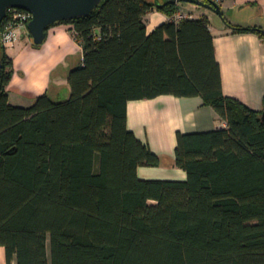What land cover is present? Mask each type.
I'll return each mask as SVG.
<instances>
[{
	"label": "trees",
	"instance_id": "1",
	"mask_svg": "<svg viewBox=\"0 0 264 264\" xmlns=\"http://www.w3.org/2000/svg\"><path fill=\"white\" fill-rule=\"evenodd\" d=\"M177 9L168 0H102L87 17L55 23L70 25L83 50L64 102L41 95L10 105L13 62L2 48L7 264H264V97L254 111L223 94L206 17L147 34L149 12ZM221 18L264 40L262 28ZM162 95L200 97L226 125L177 134L183 182L137 176L160 159L127 129L126 106Z\"/></svg>",
	"mask_w": 264,
	"mask_h": 264
},
{
	"label": "crops",
	"instance_id": "2",
	"mask_svg": "<svg viewBox=\"0 0 264 264\" xmlns=\"http://www.w3.org/2000/svg\"><path fill=\"white\" fill-rule=\"evenodd\" d=\"M219 7L231 25L264 30V0H223ZM203 9L192 18L206 17L209 21L223 94L260 111L264 97V40L254 33L234 32L219 15ZM165 22L167 15L152 10L144 17L147 34ZM7 55L13 62V72L6 93L9 104L17 107H29L41 95H69L68 74L83 62L82 47L67 24L51 26L39 47L33 46L30 37H22L8 47ZM126 113L127 129L160 159L158 167L137 169L140 180L185 181V171L174 164L177 134L208 132L225 124L211 107L203 105L200 97L162 95L129 101ZM0 264H7L2 247Z\"/></svg>",
	"mask_w": 264,
	"mask_h": 264
},
{
	"label": "water",
	"instance_id": "3",
	"mask_svg": "<svg viewBox=\"0 0 264 264\" xmlns=\"http://www.w3.org/2000/svg\"><path fill=\"white\" fill-rule=\"evenodd\" d=\"M102 0H0V24L9 8H20L32 13L29 32L32 43L41 45L46 37V30L51 25L65 20H74L89 16ZM171 3H190L209 9L222 17L219 5L198 0H168ZM158 5V4H157ZM2 70V47L0 44V77ZM264 120V108L262 113Z\"/></svg>",
	"mask_w": 264,
	"mask_h": 264
},
{
	"label": "built area",
	"instance_id": "4",
	"mask_svg": "<svg viewBox=\"0 0 264 264\" xmlns=\"http://www.w3.org/2000/svg\"><path fill=\"white\" fill-rule=\"evenodd\" d=\"M202 2H212L217 5L221 4L223 0H198ZM179 4V3H178ZM177 4V11L167 16V22L179 24L184 19L192 18L189 13H183L180 6ZM32 20V13L25 9L9 8L6 16L0 24V44L2 48H8L14 42L22 37H29V23ZM226 125L224 124V127Z\"/></svg>",
	"mask_w": 264,
	"mask_h": 264
},
{
	"label": "rangeland",
	"instance_id": "5",
	"mask_svg": "<svg viewBox=\"0 0 264 264\" xmlns=\"http://www.w3.org/2000/svg\"><path fill=\"white\" fill-rule=\"evenodd\" d=\"M152 1V0H151ZM179 6H180V9H181V11L183 12V13H189V14H191L192 15V17H198L199 16V13L202 11V12H204L205 10L203 9V8H201V7H199V6H196V5H194V4H190V3H179L178 4ZM30 40H31V38H30ZM15 43V42H14ZM13 43V44H14ZM12 44V45H13ZM11 45V46H12ZM10 47V46H9ZM5 52H6V54L8 53V48H6L5 49ZM70 93V92H69ZM69 96H70V94L68 95H66L65 93H63L62 95H60V97H55L54 95L52 96L51 95V100L53 101V102H64V101H66V100H68V98H69Z\"/></svg>",
	"mask_w": 264,
	"mask_h": 264
}]
</instances>
